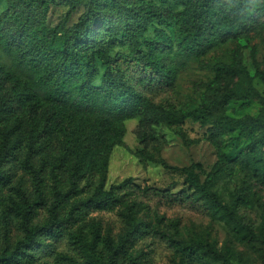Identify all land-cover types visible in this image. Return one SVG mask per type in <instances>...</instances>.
Returning a JSON list of instances; mask_svg holds the SVG:
<instances>
[{
  "label": "trees",
  "instance_id": "obj_1",
  "mask_svg": "<svg viewBox=\"0 0 264 264\" xmlns=\"http://www.w3.org/2000/svg\"><path fill=\"white\" fill-rule=\"evenodd\" d=\"M14 1L20 17L10 16L9 30L0 31V264H58L60 240L78 244L74 251L83 255L70 264H148L135 248L148 241H163L189 258L203 252L220 264H239L210 246L175 241L137 218L144 205L157 211L162 203L199 214L219 212L264 255V211L258 218L252 192L219 198L212 190L217 167L203 182L195 172L199 165L181 169L191 194L137 186L131 178L106 187L109 152L121 144L124 122L146 115L183 141L186 122L237 130L248 144L230 162L264 185V98L253 85L254 78L264 85V72L258 71L255 49L250 48L254 76L242 65L216 64L196 109H182L175 94L178 72L207 48L232 36L249 47L248 27L264 16V0H172L179 7L177 48L168 69L147 48L153 42L145 37L148 25L159 19L151 1L140 0L129 10L110 4L122 25L101 35L91 28L105 0H87L86 12L67 30L46 28V2ZM118 48L127 53L115 52ZM254 100L262 102L256 118L224 113L231 102ZM102 212H115L120 229L108 227L101 237L93 222L86 242L85 225Z\"/></svg>",
  "mask_w": 264,
  "mask_h": 264
},
{
  "label": "rangeland",
  "instance_id": "obj_2",
  "mask_svg": "<svg viewBox=\"0 0 264 264\" xmlns=\"http://www.w3.org/2000/svg\"><path fill=\"white\" fill-rule=\"evenodd\" d=\"M46 2L49 10L46 15V28L60 26L70 29L86 12L87 0H36ZM99 1V0H98ZM140 0H105L100 16L94 22L91 30L96 35L105 33L107 28H119L122 24L110 4H119L124 9H132ZM155 4L159 19L148 25L145 37L153 39L147 48L153 52L156 59L168 69L173 64V56L177 45L174 41V18L179 10L170 3ZM104 3V2H103ZM6 8H8L6 10ZM0 31H8L14 18L20 17L19 8L14 0H0ZM249 47L244 46L240 36H232L226 42L206 49L197 60L189 62L181 69L175 79V94L180 107L186 111L194 110L202 103L208 94V86L215 76L214 66L218 63L242 65L254 76L255 67L250 58V48L256 51L258 71L264 72V16L258 15L248 27ZM115 52L127 53V48L115 49ZM1 56V55H0ZM236 80L221 83V88L231 86ZM99 85V79L95 82ZM255 89L264 98V85L254 78ZM262 108L261 101L231 102L224 109L226 116L256 118ZM125 133L119 146L109 152V164L106 175V187L117 184L126 178H131L137 186H147L171 192L188 190L184 185L182 168L199 165L195 170L200 181H204L214 168L220 172L213 181L212 190L219 198L229 199L239 192L254 195L253 209L259 218L264 211V185L251 179L238 166L231 163L237 153L243 150L248 140L240 136L237 130H221L216 126H203L186 122L184 131L186 141L173 134L162 124L157 123L153 115L140 116L124 122ZM137 218L148 224L149 228L164 233L175 241L193 243L199 247L210 246L234 263L264 264V255L257 244L248 243L245 235L237 227L226 221L219 212L210 211L199 214L184 205L162 203L157 211L152 210V204H146L137 211ZM94 219V220H93ZM100 226L102 233L110 227L114 233L120 229V222L115 212L94 213L83 229L82 238L91 240L92 223ZM259 222V219L257 220ZM88 244V243H87ZM87 246V245H86ZM78 244H68L64 240L56 243L57 263L70 264L71 259L81 261L82 254L74 251ZM136 249L142 250L148 264H220L209 255L191 254L190 258L178 250L167 247L163 241H148L136 244Z\"/></svg>",
  "mask_w": 264,
  "mask_h": 264
}]
</instances>
